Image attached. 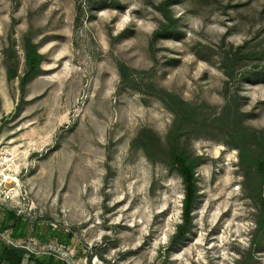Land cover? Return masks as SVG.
I'll return each mask as SVG.
<instances>
[{"label":"rangeland","instance_id":"rangeland-1","mask_svg":"<svg viewBox=\"0 0 264 264\" xmlns=\"http://www.w3.org/2000/svg\"><path fill=\"white\" fill-rule=\"evenodd\" d=\"M164 1L0 0V143L14 151L22 192L20 220L0 214V251L26 249L22 264H264L227 129L212 124L182 141L203 161L179 242L183 180L133 147L144 128L166 143L174 115L158 90L209 121L231 109L229 127L264 134V0H172L174 24L159 36ZM28 39L42 70L22 91ZM232 48L229 78L222 61Z\"/></svg>","mask_w":264,"mask_h":264},{"label":"trees","instance_id":"trees-1","mask_svg":"<svg viewBox=\"0 0 264 264\" xmlns=\"http://www.w3.org/2000/svg\"><path fill=\"white\" fill-rule=\"evenodd\" d=\"M172 0H165L159 10L163 13L164 22L157 34L165 36L169 34L174 20L169 12ZM169 21L170 25H167ZM26 64L27 71L21 80V90L25 89L26 84L38 73L41 72L43 55L40 53L37 44L31 39L26 41ZM238 50L229 49L223 53L222 67L229 78H234L235 66L238 61ZM123 68L121 69L122 74ZM16 74L10 70L8 78L13 79ZM155 96L173 113L174 120L172 127L167 134L164 144L158 135L149 128L142 129L133 143V147L142 148L148 159L152 161H165L182 178L185 195L182 208V223L179 225L174 235L175 242L182 241L192 225V211L198 199L199 186L196 170L203 161V157L187 152L181 147L182 141L192 133H200V128L219 123L226 132V141L239 151L240 165L244 174V187L248 196L256 205L255 221L256 227L252 237V249H258L262 244L264 236V134L261 131L243 128L229 127L227 120H231L234 115L231 109L227 110L224 117L215 118L209 121L203 118L199 108L182 97L165 90H158ZM220 118L226 119L219 121ZM213 137V135H212ZM11 217L20 220L15 213H9ZM29 251L14 246H5L0 251V264H22ZM43 264V263H39ZM238 264H244L239 261Z\"/></svg>","mask_w":264,"mask_h":264},{"label":"built area","instance_id":"built-area-1","mask_svg":"<svg viewBox=\"0 0 264 264\" xmlns=\"http://www.w3.org/2000/svg\"><path fill=\"white\" fill-rule=\"evenodd\" d=\"M18 173V162L14 151L9 146L0 143V214L18 213V204L21 192V183ZM21 182V181H20ZM7 246H14L9 243Z\"/></svg>","mask_w":264,"mask_h":264},{"label":"bare ground","instance_id":"bare-ground-1","mask_svg":"<svg viewBox=\"0 0 264 264\" xmlns=\"http://www.w3.org/2000/svg\"><path fill=\"white\" fill-rule=\"evenodd\" d=\"M17 180V182H19L20 183V180L19 179H16Z\"/></svg>","mask_w":264,"mask_h":264}]
</instances>
